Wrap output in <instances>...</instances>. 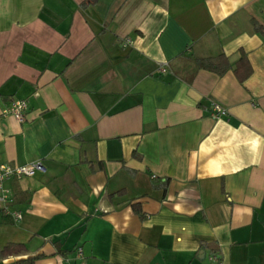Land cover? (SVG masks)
<instances>
[{
    "label": "crops",
    "instance_id": "obj_1",
    "mask_svg": "<svg viewBox=\"0 0 264 264\" xmlns=\"http://www.w3.org/2000/svg\"><path fill=\"white\" fill-rule=\"evenodd\" d=\"M86 1L0 0V164L45 167L4 183L2 263L264 264V0Z\"/></svg>",
    "mask_w": 264,
    "mask_h": 264
},
{
    "label": "built area",
    "instance_id": "obj_2",
    "mask_svg": "<svg viewBox=\"0 0 264 264\" xmlns=\"http://www.w3.org/2000/svg\"><path fill=\"white\" fill-rule=\"evenodd\" d=\"M130 39L124 41V46L129 45ZM161 73H167L169 68L167 63H162L158 66ZM214 116L221 117L227 115V110L219 103L213 104ZM28 110V103L26 100L17 99L12 104L2 110V116L14 117L18 121H24L26 119V112ZM45 169L41 161L31 162L24 165H8L0 164V203L6 205L10 201L11 191L4 186V183L9 178H23L31 176L37 171H43ZM4 213L6 215L11 214L15 220H20L22 214L19 212H11L4 206ZM62 264H87L86 258L81 247H77L74 251L73 257H66Z\"/></svg>",
    "mask_w": 264,
    "mask_h": 264
},
{
    "label": "trees",
    "instance_id": "obj_3",
    "mask_svg": "<svg viewBox=\"0 0 264 264\" xmlns=\"http://www.w3.org/2000/svg\"><path fill=\"white\" fill-rule=\"evenodd\" d=\"M87 2L88 0L84 5ZM257 30L264 34V29L261 25L257 24ZM240 54V58L235 65L231 63L229 56L223 52L211 57H196L191 59V63L188 65L189 68L187 67V71H189L186 73L187 79L191 81L195 73L200 69L208 70L220 76L233 69L239 81L243 82L252 74L253 67L246 52L242 50ZM134 209L144 218L137 205H134ZM23 249H25V245L21 243H9L0 248V264H3L2 261L11 255H19ZM40 257L41 255H30L18 259L14 264H36Z\"/></svg>",
    "mask_w": 264,
    "mask_h": 264
}]
</instances>
